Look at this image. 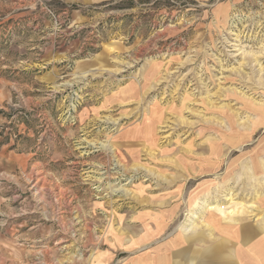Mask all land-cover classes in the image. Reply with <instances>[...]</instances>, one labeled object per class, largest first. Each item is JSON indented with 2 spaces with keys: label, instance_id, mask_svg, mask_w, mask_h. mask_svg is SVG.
Here are the masks:
<instances>
[{
  "label": "rangeland",
  "instance_id": "rangeland-1",
  "mask_svg": "<svg viewBox=\"0 0 264 264\" xmlns=\"http://www.w3.org/2000/svg\"><path fill=\"white\" fill-rule=\"evenodd\" d=\"M172 207L264 225V0H0V264H125Z\"/></svg>",
  "mask_w": 264,
  "mask_h": 264
},
{
  "label": "crops",
  "instance_id": "crops-1",
  "mask_svg": "<svg viewBox=\"0 0 264 264\" xmlns=\"http://www.w3.org/2000/svg\"><path fill=\"white\" fill-rule=\"evenodd\" d=\"M205 216V225L198 222L188 227L182 221L179 231L170 233L180 210H142L140 233L126 243L131 254L125 264H264L260 220L216 213Z\"/></svg>",
  "mask_w": 264,
  "mask_h": 264
},
{
  "label": "bare ground",
  "instance_id": "bare-ground-1",
  "mask_svg": "<svg viewBox=\"0 0 264 264\" xmlns=\"http://www.w3.org/2000/svg\"><path fill=\"white\" fill-rule=\"evenodd\" d=\"M246 166H247V165H246ZM246 166H245V167H246ZM246 168L250 169L251 167L249 166V167H246ZM228 199H229V198H228ZM256 207H257V206H256ZM232 212H233V211H232Z\"/></svg>",
  "mask_w": 264,
  "mask_h": 264
}]
</instances>
